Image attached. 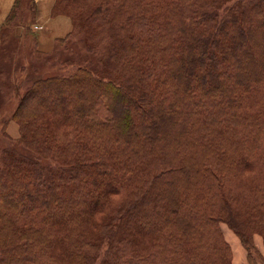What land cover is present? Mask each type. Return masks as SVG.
I'll return each mask as SVG.
<instances>
[{"label": "trees", "instance_id": "1", "mask_svg": "<svg viewBox=\"0 0 264 264\" xmlns=\"http://www.w3.org/2000/svg\"><path fill=\"white\" fill-rule=\"evenodd\" d=\"M227 1H54L83 53L13 113L48 165L0 151V264H232L221 222L264 264V0Z\"/></svg>", "mask_w": 264, "mask_h": 264}, {"label": "rangeland", "instance_id": "2", "mask_svg": "<svg viewBox=\"0 0 264 264\" xmlns=\"http://www.w3.org/2000/svg\"><path fill=\"white\" fill-rule=\"evenodd\" d=\"M254 1L257 0H228L217 11L220 14H225L228 13L227 9L236 2L250 4ZM30 5L31 0H28V6ZM25 8L19 10L12 21L5 26L4 32L0 34V151L4 148H14L24 155L39 159L43 165L47 166V160L39 158L37 154L26 149L20 143V123L12 118L13 113L21 96L28 88H31L35 80L68 75L78 68V57L83 51L74 39L57 41V39H53L48 28L36 25L33 21L29 26H26L22 21L24 19L29 24V11ZM207 10L209 14H212L215 7H207ZM96 53L94 51L90 55L94 64L92 69L97 66ZM219 225L224 238L229 232L237 235L227 223L221 222ZM251 231H253L251 234L253 244L255 245V235L260 236L264 244L263 229L260 228L258 232L253 229ZM255 247L259 251L256 245ZM232 256L231 249V260Z\"/></svg>", "mask_w": 264, "mask_h": 264}, {"label": "crops", "instance_id": "3", "mask_svg": "<svg viewBox=\"0 0 264 264\" xmlns=\"http://www.w3.org/2000/svg\"><path fill=\"white\" fill-rule=\"evenodd\" d=\"M54 1L55 0H34L38 9L35 24L48 28L53 39L56 40L57 38L64 37L71 30L72 25L70 18L66 15H51L50 11ZM14 2L15 0H0V28L13 7ZM11 134L13 133L11 132ZM225 238L232 249V264H251L248 259V252L237 235L229 232V234L225 235ZM254 242L264 258V244L262 238L255 235Z\"/></svg>", "mask_w": 264, "mask_h": 264}]
</instances>
